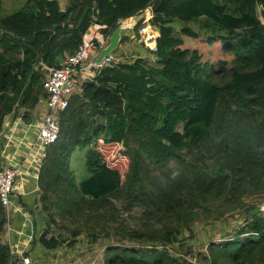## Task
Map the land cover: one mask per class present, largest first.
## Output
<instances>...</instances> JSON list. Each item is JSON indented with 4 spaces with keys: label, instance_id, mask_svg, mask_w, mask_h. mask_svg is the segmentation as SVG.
<instances>
[{
    "label": "trees",
    "instance_id": "trees-1",
    "mask_svg": "<svg viewBox=\"0 0 264 264\" xmlns=\"http://www.w3.org/2000/svg\"><path fill=\"white\" fill-rule=\"evenodd\" d=\"M147 6L152 49L138 34ZM133 16L130 29L153 56L102 66L58 115L37 178L39 243L106 237L102 264H264V0H26L5 15L0 0V130L17 108L29 121L47 68L75 53L92 25L107 43ZM124 31L119 44L134 39ZM190 38L219 41L231 58L209 62ZM86 145L89 175L77 181L70 155ZM235 210L241 223L191 257L195 222ZM3 224L0 202V236ZM9 260L0 240V264Z\"/></svg>",
    "mask_w": 264,
    "mask_h": 264
},
{
    "label": "built area",
    "instance_id": "built-area-1",
    "mask_svg": "<svg viewBox=\"0 0 264 264\" xmlns=\"http://www.w3.org/2000/svg\"><path fill=\"white\" fill-rule=\"evenodd\" d=\"M140 15L139 18H142V25L138 30L140 41L145 46L154 48L156 29L150 25L151 7L147 6L141 11ZM101 27L103 26L94 24L88 32L92 28L99 30ZM88 32L84 34L83 44L75 53L67 56L58 67L47 68L43 81L45 95L40 98L37 104L43 105V114L39 120L40 122L35 124L36 133L31 144L27 145L23 137L20 139L15 137V125L7 131L3 126L0 130V147L3 150L6 149L11 140L25 145L27 152L23 157V161L27 162L26 159H28L27 163L30 164V167H35L38 173L43 158L46 156V147L58 138L60 133L58 115L69 105L71 95L77 93L83 81L93 76L96 70L113 62L111 55L104 57L100 62L95 61L100 50L106 45V39L97 40L99 46L96 47ZM152 44H154V47H152ZM79 77H82L83 80L80 81ZM16 119L17 122L23 121L21 113ZM3 150L0 153V160H2V162L0 161V202L4 208L1 242L9 248V264H33L29 250L37 234L36 224L32 214L23 208L24 204L20 202L18 195L20 191L24 190L23 186L18 184V178L25 172L22 169L25 167H23L22 162L13 164L8 158L3 159ZM30 167L26 166L25 170L28 172ZM37 178L38 174L35 175L36 183ZM37 188L39 190V187Z\"/></svg>",
    "mask_w": 264,
    "mask_h": 264
},
{
    "label": "rangeland",
    "instance_id": "rangeland-1",
    "mask_svg": "<svg viewBox=\"0 0 264 264\" xmlns=\"http://www.w3.org/2000/svg\"><path fill=\"white\" fill-rule=\"evenodd\" d=\"M2 1V15L8 14L13 12L14 10L20 8L26 0H1ZM59 4L62 8H64L67 0H58ZM141 16V15H140ZM151 25V24H150ZM184 23H178V26H175L176 31L178 32L179 28L183 26ZM192 27H196L194 24H189ZM130 31L127 29L125 32ZM132 35L131 41H127L125 43H120L118 47L111 52V56L113 60L116 62L120 61H129L133 59L135 56L142 54L146 56H153L149 52L148 48L144 46L142 42H139L136 39V34L134 30L130 31ZM89 37H92L93 42L95 40L103 39V35L101 34L100 30L91 29L89 32ZM191 40H186L185 44L190 47H196L199 51L203 54V59H206L209 62H214L218 58H231L230 53H226L222 50V45L219 41H215L212 44L207 43L201 39L190 38ZM95 43V42H94ZM92 47V46H91ZM152 49V48H150ZM94 53L92 52V55ZM80 81L83 80L82 77H79ZM16 113L21 112V109L15 110ZM42 109L37 106L33 110H31V114L35 113V117L37 120L41 118ZM18 114V115H19ZM30 122L33 121L31 117ZM180 128V126H179ZM33 129V125L31 126ZM103 137V134H100V138ZM92 146H83L75 148L71 155H70V167L74 171L75 178L77 181H80L86 178L89 175V172L86 169L85 165V153L88 149ZM260 197H251L250 199L246 200L248 203L250 202H258ZM261 208L264 209V204L261 205ZM139 209H134L133 213L138 214ZM238 210L232 211L229 215L219 219L212 221L211 219H207L205 221L195 222L194 224V236L189 241L192 245V256L191 257H198L197 253L201 252L206 254V246L207 242L210 239H214V241H218V237L220 233H224L225 230L229 231L235 229L242 221V219L238 215ZM126 216V214H123ZM53 232V229H52ZM63 236H66V231L62 232ZM184 236H187V232H183ZM1 237V236H0ZM108 238L101 237L96 241L92 240L87 235H80L77 238V243L72 246H62L61 250L56 253V263L57 264H102L103 261V254L106 244L108 243ZM113 241V240H111ZM53 254V253H52ZM45 256L44 254L39 255L38 259L34 261L33 264H50L54 262L52 260L51 255ZM43 256V257H42ZM198 260V258H197Z\"/></svg>",
    "mask_w": 264,
    "mask_h": 264
},
{
    "label": "crops",
    "instance_id": "crops-1",
    "mask_svg": "<svg viewBox=\"0 0 264 264\" xmlns=\"http://www.w3.org/2000/svg\"><path fill=\"white\" fill-rule=\"evenodd\" d=\"M60 7H61V5H60ZM133 17L123 19L122 22L131 21V20H133ZM134 19H137V16H135ZM128 29H130V28H128ZM131 30H133V29H130V31ZM130 31L126 32V34L128 36L132 35V33ZM157 35H158V32L156 31V37H157ZM37 106L39 107V109L40 108L42 109V112L40 115V116H42L43 105L39 104ZM17 109H19V108H17ZM20 109H21L20 113L22 115L23 109L22 108H20ZM18 114H19V112L16 113V111L9 113L5 117V120L3 123V128H5L7 131V129H11L12 126L15 125L16 126L15 137H17L18 139L23 137L24 141L27 143V145H29L33 141L35 133H36L35 124L39 123L40 121L36 119L35 113L31 114V112H30V118L31 117L33 118L32 122H30V121L25 122L24 119H23V121L17 122L16 118H17ZM29 124H31V125H29ZM27 125H29V126H27ZM32 125H33V129H31ZM2 150L3 149L0 147V153L2 152ZM26 152H27V147L25 145H21L15 140H11L9 146L3 150V157L2 158L3 159L8 158V160L10 162H12L13 164H17L19 162H22L23 167H25V168H26V166L30 167V164L27 163L28 159H26L27 162L23 161V157L25 156ZM0 161L2 162V160H0ZM25 168H22L25 172L22 173L18 178V184H21L23 186L24 190L22 192L20 191V193L18 195H19V199L21 200L20 202L22 204H24L23 208L26 211H28L30 214H32L33 219H34V223L36 224V230H37V234L34 237L33 243L30 247L29 254L31 255L33 263H34V261H36V259H38L39 255L44 254L45 256H49V254L53 253L51 255V257H52V260H54V262H52L50 264H57L55 257H56V253L61 250V247L55 248L53 250H46L45 248H43L41 246V244L38 241V237L40 235V232L44 228V223L42 220L44 218V215L42 213L41 205L39 202L40 192L37 188L38 184L36 183V180H35V175L38 174V170L35 167L31 166L30 168H28V172H27L25 170ZM0 240H1V238H0Z\"/></svg>",
    "mask_w": 264,
    "mask_h": 264
},
{
    "label": "water",
    "instance_id": "water-1",
    "mask_svg": "<svg viewBox=\"0 0 264 264\" xmlns=\"http://www.w3.org/2000/svg\"><path fill=\"white\" fill-rule=\"evenodd\" d=\"M136 19L128 22H120L118 26L113 30V32L108 37L106 45L100 50L98 56L95 58L96 62H100L104 57L110 56L112 50L116 49L119 45L121 32L134 26Z\"/></svg>",
    "mask_w": 264,
    "mask_h": 264
},
{
    "label": "bare ground",
    "instance_id": "bare-ground-1",
    "mask_svg": "<svg viewBox=\"0 0 264 264\" xmlns=\"http://www.w3.org/2000/svg\"><path fill=\"white\" fill-rule=\"evenodd\" d=\"M152 47H154V44H152Z\"/></svg>",
    "mask_w": 264,
    "mask_h": 264
}]
</instances>
